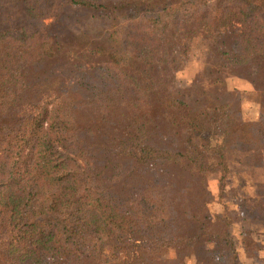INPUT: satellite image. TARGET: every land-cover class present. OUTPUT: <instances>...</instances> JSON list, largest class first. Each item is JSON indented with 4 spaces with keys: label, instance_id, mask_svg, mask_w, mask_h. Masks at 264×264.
Segmentation results:
<instances>
[{
    "label": "trees",
    "instance_id": "1",
    "mask_svg": "<svg viewBox=\"0 0 264 264\" xmlns=\"http://www.w3.org/2000/svg\"><path fill=\"white\" fill-rule=\"evenodd\" d=\"M197 51L195 80L166 92L161 60L179 72ZM257 59L262 0H0V264H152L169 249L245 264L230 230L206 227L207 173L228 225L236 213L264 248V151L230 161L240 144L220 120L243 116L225 81ZM155 118L186 133L183 149L152 144Z\"/></svg>",
    "mask_w": 264,
    "mask_h": 264
},
{
    "label": "rangeland",
    "instance_id": "2",
    "mask_svg": "<svg viewBox=\"0 0 264 264\" xmlns=\"http://www.w3.org/2000/svg\"><path fill=\"white\" fill-rule=\"evenodd\" d=\"M173 1L180 2L182 0H173ZM262 2L264 4V0H262ZM80 22L90 24L94 29L100 30L106 27L107 22L111 23L112 21L111 18L109 17H107L106 19L103 18L85 19L83 17L80 19ZM230 34L232 36V33ZM228 38L230 37L228 36ZM217 39L221 41V37ZM212 41L219 42L218 40L212 39L209 41L211 42L212 45H214ZM229 43L230 42L228 41L226 45L224 44L221 45L222 48L226 49L228 47L227 44ZM203 55L204 53L197 51L195 56H193L192 58L193 61L190 62L188 67L179 72H174L172 68H170L167 64L162 63L161 60L160 75L162 78V88L166 90V92H168L171 90V88L176 86L180 88H187L188 86H190L193 80H195V78L197 77V74L201 69V64L206 61V59H202ZM263 64H264V59H257L254 62V64L250 66V70H247V74H243L245 75L246 79L245 78L242 79L241 77L237 78L234 77L235 75H232L230 76V78L228 77V79L225 81L224 88H226L227 91H240L242 93L241 97L240 95H238L231 98L230 100L233 103L235 102V100L240 101V106L242 107L241 113L243 114V116L242 115L241 117H239V115L233 116L231 119H229L227 115L220 114V120L224 121V119L226 118L225 119L226 123L229 124L230 130L233 131L234 133L233 136L231 137V140L233 142L238 140L239 141L238 143L240 144V146L237 145L236 150L233 153H231L232 157L230 161H234L235 163L240 164L242 162H250L251 161L250 156L255 155L252 153V151L255 149L264 151V140H263L264 139V113H263L264 112L263 111L264 70L262 68ZM146 66L147 68H152L148 64H146ZM228 70L230 72L232 69L230 68ZM232 72L233 71H231L230 73ZM252 74L256 75L257 83L259 82L258 89H255L252 83L255 80V76H252ZM208 83L209 81L206 83V85ZM257 90H259L258 94H256ZM260 93L263 94V100ZM195 95L197 96L198 93H196ZM212 99H213V103L215 104L214 95L212 96ZM228 101L229 99H227L226 101L225 98L224 101H222V103H229ZM227 108L229 111V106H227ZM231 109H234V105H232ZM196 110H200V109L196 106ZM202 110H204V106ZM251 129L256 130L257 137L261 136L263 139H259L258 141L252 139L248 135ZM185 136L186 133L184 132H179V133L171 132V130L169 129L166 123L155 118V126L151 132L150 141L155 146L162 148H169L173 151H177L179 149H183V147L186 145ZM219 175H220L219 169H215L207 173L208 184L210 187V204H211L209 210L207 211H209L210 214L214 216L213 217L214 219H212V221L210 219H208V221L206 220L207 221L206 227L208 224V230L215 233H219V231L223 232L224 230L231 231V237H232L231 239L235 243V247H236L235 253L239 262L245 264H264V251L263 248L256 242V239L258 238L257 235L250 233L248 227L244 228L243 225L240 222H238L239 218L236 216V213L229 214L228 217L229 219L232 220L233 224L228 225L227 219H225L224 214L229 213V211L227 210L224 211L223 206L219 205L218 203L220 192L217 184L218 183L217 178L219 177ZM237 185L238 183L234 182V180H231L230 182L227 181V183L225 184L227 190L230 192L234 191ZM237 206L239 205L236 203V208ZM193 211L196 215L197 212L195 207H193ZM243 211L244 212L242 213L244 215L245 220L249 221L252 219L253 213H255L256 211V205L254 206L250 205L249 208L247 207ZM180 213H182V210H180ZM198 226L199 224H196V228H198ZM259 226L260 227H258L257 230L262 234L264 232V225L259 224ZM171 231L166 230L164 233V237L170 238V235L172 236L175 234V232L171 233ZM208 254L209 253H206V255ZM206 255L200 254V256L190 255L185 257L183 255L180 256L179 250L169 249V250L161 251L159 255L160 259L153 262L152 264H210L208 261L209 257H207Z\"/></svg>",
    "mask_w": 264,
    "mask_h": 264
},
{
    "label": "crops",
    "instance_id": "3",
    "mask_svg": "<svg viewBox=\"0 0 264 264\" xmlns=\"http://www.w3.org/2000/svg\"><path fill=\"white\" fill-rule=\"evenodd\" d=\"M263 251H264V248H263Z\"/></svg>",
    "mask_w": 264,
    "mask_h": 264
}]
</instances>
